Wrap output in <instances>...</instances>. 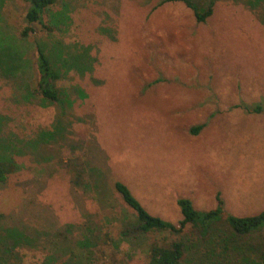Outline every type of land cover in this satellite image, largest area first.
Returning <instances> with one entry per match:
<instances>
[{
    "label": "rangeland",
    "instance_id": "obj_1",
    "mask_svg": "<svg viewBox=\"0 0 264 264\" xmlns=\"http://www.w3.org/2000/svg\"><path fill=\"white\" fill-rule=\"evenodd\" d=\"M161 1L58 0L51 12L67 5L68 22L23 37L29 4L0 0V146L16 142L23 167L0 184V264H148L165 239L184 242L181 264L259 263L264 229L121 234L137 217L115 182L176 226L181 198L209 211L221 194L230 215L264 211V112L246 111L264 107V0H215L206 23ZM37 43L91 61L60 83L70 106L30 96ZM43 132L56 137L34 148ZM77 157L82 188L67 167Z\"/></svg>",
    "mask_w": 264,
    "mask_h": 264
},
{
    "label": "trees",
    "instance_id": "obj_2",
    "mask_svg": "<svg viewBox=\"0 0 264 264\" xmlns=\"http://www.w3.org/2000/svg\"><path fill=\"white\" fill-rule=\"evenodd\" d=\"M29 4L28 11L25 17V24L22 27L21 35L28 37L32 32H36L35 25L40 26L48 33L54 31V28H59L60 24H66L69 16L67 14V5L64 10L54 15L51 12V7L58 3V0H25ZM168 3H181L184 7L190 9L198 23H206L212 17L215 0H210L209 5L203 10L197 8L192 0H162L160 5ZM54 27H53V26ZM37 64L36 78L31 86V97H36L43 104L57 103L60 105H71L67 99V95L60 88V83L63 82L66 73L76 70L79 74H84L92 70L91 61L88 58H83L85 55H78L72 58L58 57V54L63 55L64 51L59 50L53 57L47 52L44 45L37 43ZM58 57V58H57ZM2 58H0V66H2ZM248 113L261 114L264 112V107L261 104H255L252 107H247ZM201 129L198 126L193 129V133ZM56 134L53 132H43L37 139L31 142L36 148L40 144H48L54 140ZM16 150V142L6 140L0 146V184L7 182L10 175L15 174L23 169L14 158ZM68 171L71 175V181L75 188H82L86 183L85 163L81 158H72L67 164ZM114 189L119 194L124 204L137 217V226L134 228H125L121 231L123 236L152 235V234H181L188 228L196 230L202 238L209 237L210 232L219 223L227 224L236 235L244 236L252 234L256 231L264 229V211L256 215L237 217L228 214L225 201L221 194L216 196V207L209 211H200L195 208L193 202L189 199L181 198L177 204L182 214V220L178 226L168 222L160 217L154 216L147 212L141 202L132 194L127 185L122 182H115ZM4 215L0 213V221ZM164 239V238H163ZM161 240L154 242L148 251V264H181L185 256V244L181 240ZM87 244L90 241L87 240ZM229 250V249H228ZM226 250V252L228 251ZM259 263L264 264V251L260 252Z\"/></svg>",
    "mask_w": 264,
    "mask_h": 264
}]
</instances>
